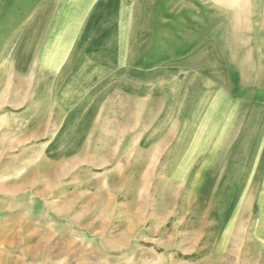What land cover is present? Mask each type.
Masks as SVG:
<instances>
[{
	"label": "rangeland",
	"instance_id": "obj_1",
	"mask_svg": "<svg viewBox=\"0 0 264 264\" xmlns=\"http://www.w3.org/2000/svg\"><path fill=\"white\" fill-rule=\"evenodd\" d=\"M211 1L90 0L62 68L0 70V175L131 240L122 264H264V134L239 124L264 77L212 65L243 24Z\"/></svg>",
	"mask_w": 264,
	"mask_h": 264
},
{
	"label": "crops",
	"instance_id": "obj_2",
	"mask_svg": "<svg viewBox=\"0 0 264 264\" xmlns=\"http://www.w3.org/2000/svg\"><path fill=\"white\" fill-rule=\"evenodd\" d=\"M224 4L233 12L229 22L243 24L237 32L242 41L236 50L212 47L211 56H218L210 58L212 65L219 60L222 69L234 70L233 54H242L247 56L248 72L264 77V0H224ZM89 5L90 0H0V70L30 77L43 69L62 68L67 52L60 40L83 36L79 33ZM244 105L239 118L240 127L245 123L244 133L264 134V104L245 101ZM13 132L8 124L1 129V134ZM1 141L0 150L14 147ZM47 199L20 177L0 175V264H122L123 256H132L131 240L85 238L86 233L78 232L89 228L62 221L68 201Z\"/></svg>",
	"mask_w": 264,
	"mask_h": 264
}]
</instances>
